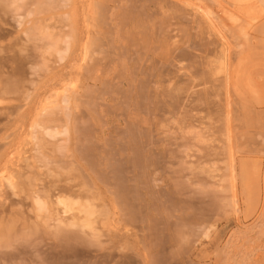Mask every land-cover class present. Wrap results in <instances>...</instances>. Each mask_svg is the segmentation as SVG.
Listing matches in <instances>:
<instances>
[{
	"label": "rangeland",
	"instance_id": "374dc122",
	"mask_svg": "<svg viewBox=\"0 0 264 264\" xmlns=\"http://www.w3.org/2000/svg\"><path fill=\"white\" fill-rule=\"evenodd\" d=\"M0 264H264V0H0Z\"/></svg>",
	"mask_w": 264,
	"mask_h": 264
}]
</instances>
